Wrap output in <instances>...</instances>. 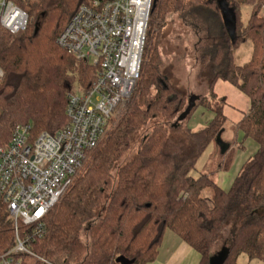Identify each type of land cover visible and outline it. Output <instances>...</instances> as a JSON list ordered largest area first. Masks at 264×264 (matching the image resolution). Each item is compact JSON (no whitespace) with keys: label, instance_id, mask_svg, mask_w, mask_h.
Instances as JSON below:
<instances>
[{"label":"trees","instance_id":"16d2710c","mask_svg":"<svg viewBox=\"0 0 264 264\" xmlns=\"http://www.w3.org/2000/svg\"><path fill=\"white\" fill-rule=\"evenodd\" d=\"M29 15L27 29L12 36L0 29V147L14 127L31 125L34 136L54 134L68 123L67 95L74 86L88 88L96 68L60 49L56 40L76 9L89 0H9ZM252 6L245 24L242 6ZM264 0H154L140 79L123 117L105 145L93 156L85 174L48 213L42 238L30 250L48 264H150L163 234L173 232L209 264L216 245L229 250L223 264H236L244 254L264 262ZM230 10L229 24L222 20ZM203 24L199 41L198 78L206 76L207 93L195 107L213 114L201 129L191 131L178 116L187 105L160 67L153 28L163 27L165 14ZM204 17V20H203ZM232 31V36L229 35ZM251 44L249 61L234 63L232 50ZM233 86L249 103L235 132L257 145L227 191L212 177L191 172L203 152L225 131L224 98L214 85ZM152 88L153 99H148ZM136 155L120 162L133 137L148 122ZM186 141V146L183 142ZM242 150V145L237 147ZM208 191V196L202 193ZM228 229V239H223ZM14 247L11 220L0 208V256ZM20 264H47L16 255Z\"/></svg>","mask_w":264,"mask_h":264},{"label":"built area","instance_id":"2783aa9c","mask_svg":"<svg viewBox=\"0 0 264 264\" xmlns=\"http://www.w3.org/2000/svg\"><path fill=\"white\" fill-rule=\"evenodd\" d=\"M153 3L89 0L58 36L57 46L94 66L96 75L87 89L68 93L65 127L34 136L31 125L18 124L8 145L0 147V208L8 214L14 233V247L0 256V264H20L16 255L47 263L32 253L30 245L42 238L48 213L73 187L110 121L131 99L140 79ZM28 23L26 11L0 0V29L15 36Z\"/></svg>","mask_w":264,"mask_h":264},{"label":"rangeland","instance_id":"374dc122","mask_svg":"<svg viewBox=\"0 0 264 264\" xmlns=\"http://www.w3.org/2000/svg\"><path fill=\"white\" fill-rule=\"evenodd\" d=\"M251 9L252 6H242L241 21L243 24H245L250 17ZM263 14L264 8L260 12V15ZM229 16L230 10L225 9L222 16V20L225 24L230 23ZM192 18L185 22L180 19L178 13L168 12L164 16L163 27L160 29L153 28L151 38L152 44L157 46L161 71L167 77V82L180 93H183L187 98H201L207 93L208 83L206 76L201 78L197 76L200 69L198 42L203 41L204 26L202 23H199L198 20ZM232 56L235 64L239 66L246 64L251 56V44L248 41L240 44L237 48L232 50ZM144 62L145 57L143 59V63ZM76 86L77 85L74 86V89H81ZM154 95L155 90L152 88L148 99H153ZM125 108L118 109V114L116 113L109 123L105 138L101 141L97 149L89 154L74 184L85 174L92 162L94 154L105 145L107 139L123 117ZM201 113H204V115L201 116ZM209 117H211V115L207 110L205 111L204 108L198 107L191 116L190 125L193 121H199L201 124H204ZM161 121L162 120L159 121V119H157L155 122H148L143 131L137 132L133 137L131 147L124 154L120 162H126L136 155L141 138L151 130L155 123ZM234 125L233 121L228 119L225 125V131L221 136L222 141L231 145H229L230 149H228L226 154L221 155L216 143H212L197 160L194 169L190 173L192 177L195 178L200 174H207L212 177L214 182H217V177H219L220 172L230 174L233 172V165L237 161L236 154L245 152V150L239 151L237 148L240 145V141L237 136L238 132L234 130ZM183 145L186 146V141L183 142ZM202 195L208 196L209 192L204 191ZM223 237V239H228V229L225 230ZM221 247V245H216L215 252L220 251ZM236 264H264V262L260 259L249 260L246 255L241 254L237 258Z\"/></svg>","mask_w":264,"mask_h":264},{"label":"crops","instance_id":"0c3cea01","mask_svg":"<svg viewBox=\"0 0 264 264\" xmlns=\"http://www.w3.org/2000/svg\"><path fill=\"white\" fill-rule=\"evenodd\" d=\"M214 93L217 98L225 99V105L223 107V115L225 118L227 120L231 119L234 124L240 122L249 108L248 100L233 86L220 80L214 85ZM207 111L210 113L211 117H209L204 124H201L199 121H193L190 125L193 111L189 119L185 122L188 129L191 131H197L202 127H205L213 118V114L209 110ZM202 115H204V113H201V116ZM237 136L243 147L242 150H238H245V152H239L236 154L237 161L233 165L234 170L232 169L233 172H231V174L220 172L219 177H217V182L215 183L224 191H227L230 188L242 164L257 151V145L252 140L244 139L243 134L241 133H238ZM200 259V255L194 249L183 242V240L173 232L166 230L163 234L157 257L150 264H199Z\"/></svg>","mask_w":264,"mask_h":264},{"label":"water","instance_id":"95a60500","mask_svg":"<svg viewBox=\"0 0 264 264\" xmlns=\"http://www.w3.org/2000/svg\"><path fill=\"white\" fill-rule=\"evenodd\" d=\"M229 35L232 36V31H229ZM196 101L197 97H191L187 100V105L184 111L178 116L177 122H182L189 116L195 107ZM215 143L218 146L220 154H226L229 149V144L221 140L220 134L217 135ZM228 254L229 250L227 248H221L220 251H218L209 259V264H223L226 261Z\"/></svg>","mask_w":264,"mask_h":264}]
</instances>
